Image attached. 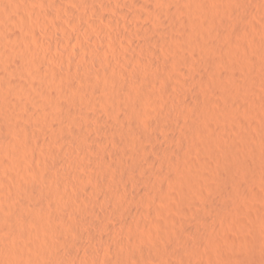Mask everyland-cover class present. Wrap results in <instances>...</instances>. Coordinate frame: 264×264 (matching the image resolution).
<instances>
[{"label": "bare ground", "instance_id": "1", "mask_svg": "<svg viewBox=\"0 0 264 264\" xmlns=\"http://www.w3.org/2000/svg\"><path fill=\"white\" fill-rule=\"evenodd\" d=\"M262 88L264 0H0V264H264Z\"/></svg>", "mask_w": 264, "mask_h": 264}, {"label": "rangeland", "instance_id": "2", "mask_svg": "<svg viewBox=\"0 0 264 264\" xmlns=\"http://www.w3.org/2000/svg\"><path fill=\"white\" fill-rule=\"evenodd\" d=\"M112 4L114 5V3H112ZM68 6H71L72 9H74L72 4H68ZM71 7H69V8H71ZM79 9H82V8L79 7ZM79 9H78V10H79ZM74 10H75V9H74ZM78 10H76V11L78 12ZM76 11H75V12H76ZM81 11H82V10H79L80 13H81ZM79 12H78V13H79ZM105 12H106V11L103 10V11H102V14H105V15H106V14L108 13V12H106V13H105ZM78 13H77V14H78ZM58 36L63 38L62 33H59V32H58ZM84 39L86 40L87 38L84 37ZM86 41H88V39H87ZM101 41H102V42H101V45H100V46H102L103 44H105L106 41H108L107 43H112V42H113L114 44H116V45L119 46V47H118V49H120L119 51H121V52H123V53H124V52H125V53H130L131 56H132V55H133V56H135V55L137 56V55L139 54V52H138L137 50H136V51L133 50L134 48H131V50L128 48L129 50H128V52H126V51H127V49L125 48L126 46L124 47V45H123L120 41H118V39H116V38H110V37H105V38H104V37H102V40H101ZM113 43H112V44H113ZM122 46H123V47H122ZM73 48H74V50L77 51V52H82V49H81L78 45H73ZM121 48H122V49H121ZM61 50H62V49H60V51H61ZM53 51L58 52V50H56V49H53ZM61 52H63V50H62ZM59 53H60V52H59ZM104 54H105V53H102V56H101L100 58H97V59H98L97 61L94 60L96 66H97V65H101V63H102L101 61H103V59H104V58H102V57H106V56H107V54H105V55H104ZM72 57H73V56H72ZM72 57H70V62L72 61L74 65L79 64V63H78V60H76V59H72ZM93 59H96V58L93 57ZM93 59H92V60H93ZM99 59H101V60L99 61ZM162 61H163V60H162ZM72 62H71V63H72ZM158 63L160 64L161 67L165 66V64H164L163 62H161L160 60H158ZM73 64H72V65H73ZM128 69H129V70L132 69V66H130ZM64 72H67L66 68H64ZM158 84H159V86H160V81L158 82ZM197 84H198V83H196V85H197ZM171 85H172V84H171ZM171 85H170V87L173 89L175 85H174V86H171ZM198 85H199V84H198ZM168 87H169V86H168ZM171 88H169V89L171 90ZM175 88H176V86H175ZM175 88H174V90H175ZM176 89H177V88H176ZM260 92L262 93V96L264 97V95H263V94H264V88H262V89L260 90ZM168 103L170 104V102H167V104H168ZM171 104H172V103H171ZM171 104H170V105H171ZM170 105H168V106H170ZM173 105L175 106V104H173ZM173 105L170 106V109H171V110H172L173 108H175V107H172ZM171 107H172V108H171ZM76 150H77V148H76ZM77 151H78V153H76V158H79V157H80V158H81V159H80V160H81L80 162H84V163H83L84 172H86L87 174H91V172H92V173L95 172L93 169H91L90 167H88L89 160L87 159V157H86L85 155H83V152H81L80 150H77ZM77 151H76V152H77ZM81 153H82V154H81ZM77 154H78V155L80 154V155L83 156V157H81L80 155L77 157ZM107 155H108L109 157H112V153H111V152H110V153H107ZM84 156H85V157H84ZM35 160L38 161V157H36ZM53 160H54V158H53V159L51 158V161H53ZM77 160L79 161V159H77ZM85 160H86V161H85ZM53 162H54V161H53ZM55 163H56V162H55ZM36 164H37V162H36ZM67 165H68V166H67ZM84 165H86L87 168H85L86 166L84 167ZM55 167H56V166H55ZM55 167H54V168H55ZM64 167H65V168H64ZM68 167H69V168H68ZM57 168H58V167H57ZM57 168H56V169H57ZM63 168H64L65 170H67V169L70 170V166H69V164H66L65 166H63ZM63 168H62V169H63ZM72 168H74V167H72ZM83 168L81 169V167H80V170H83ZM64 169H63V170H64ZM65 170H64V171H65ZM74 170H75V168H74ZM71 171H72V170H71ZM71 171H69V172H71ZM89 171H90V172H89ZM66 172H67V171H66ZM73 172H74V171H73ZM96 173H97V175L99 174L98 172H96ZM69 174L72 175L73 173H69ZM72 178H74V177H72ZM131 188H132V187H131ZM87 189H89V187H88ZM132 190L134 191V187L132 188ZM87 192L90 193V190H86V193H87ZM155 203H156V202H155ZM156 204H157V206L159 205L158 207H161V206H160L161 203L157 202ZM242 215H243V214H242ZM244 216H245V215H244ZM244 216L241 217V215L239 214V216H238L239 218H237V220H238V219H241V220H238V221H241L240 223H242V222L244 223V221L247 220V218H246L247 216H245V217H244ZM114 218H115L114 220H116V221L112 220V221H114V222H112V223H113L114 225H116V227L118 228V227H119V221H117V220H118L117 217H114ZM243 218H246V219H243ZM112 219H113V218H112ZM243 220H244V221H243ZM237 223H238V222H237ZM243 223L240 224V225H239V223H238V224L236 225V227L234 226V227L236 228V230H235L234 227H232V226H231L232 228H231V227H228V228H229L228 231L230 232V234L232 235V237H233V236H234V237H239V236H241V235L244 236L243 234H244L246 231L244 230V227L242 228V226H244ZM245 223H246V222H245ZM87 227H88L89 229H91V230H96V231H94V232H97V231H98L97 234L100 233V229H98L96 226L94 227L93 224H90V223H89V224L87 225ZM243 230H244V231H243ZM247 234H248V233H247ZM120 237H121V239H123V238L125 239V238H126L125 240L130 239L129 236H128L126 233H123L122 235H120ZM84 242H85L86 244H88V243H89V240H88V239H84ZM87 242H88V243H87ZM99 245H100L99 243H98V244L96 243V244L94 245L93 250H96V251H97L98 249H101L102 246H101V245L99 246ZM97 246H98V247H97ZM200 260H202V261H203V260L206 261L203 257H200ZM97 262H98V261H97ZM99 262H100V261H99ZM100 263H101V262H100Z\"/></svg>", "mask_w": 264, "mask_h": 264}]
</instances>
